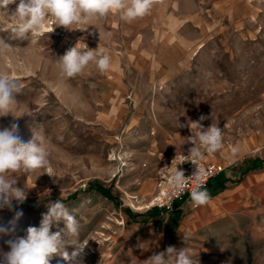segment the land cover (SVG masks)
Listing matches in <instances>:
<instances>
[{"label": "rangeland", "instance_id": "obj_1", "mask_svg": "<svg viewBox=\"0 0 264 264\" xmlns=\"http://www.w3.org/2000/svg\"><path fill=\"white\" fill-rule=\"evenodd\" d=\"M200 1L201 39L173 72L154 55L164 41L155 39L152 10L131 23L110 13L73 25L83 30L50 20L53 32L26 39L16 38L0 15V41L10 46L0 51V73L21 85L13 113L21 117H0V128L18 123L25 141L37 128L49 152L48 167L14 173L27 195L0 209V226L8 229L0 233V252L28 227H39L47 203L62 198L79 222V239L89 240L84 264H143L168 246L191 249L197 264H264V164L242 174L248 161H264V0H250L248 11L235 7L231 18L225 9L207 15L204 8L216 0ZM77 43L81 51L84 44L106 49L110 69L90 64L62 77L58 59ZM201 115L208 117L204 127L223 129L224 148L202 159L225 165L213 189L226 174L220 193L231 192L237 204L212 212L215 195L206 205L190 202L174 212L147 207L160 169L194 147L188 125ZM178 118L185 127H177ZM64 229L61 220L52 231L66 239ZM66 250L73 248L66 244ZM50 264L65 262L54 256Z\"/></svg>", "mask_w": 264, "mask_h": 264}, {"label": "clouds", "instance_id": "obj_2", "mask_svg": "<svg viewBox=\"0 0 264 264\" xmlns=\"http://www.w3.org/2000/svg\"><path fill=\"white\" fill-rule=\"evenodd\" d=\"M155 3L156 0H0V15H5L11 22V31L16 38L26 39L29 35L35 38L53 32L54 28L49 26L50 20L55 21L56 26H64L69 30H83L86 28H73V25L89 24L90 21L110 13H119L122 21L131 23L149 14ZM10 5H15V8L11 9ZM105 35L110 36L111 33ZM84 45L86 50L81 51L77 43L58 59L62 77L73 78L90 64L95 65L100 72L110 69L112 58L106 49L98 47L93 50ZM9 47L7 43L0 41V51L8 50ZM20 91L21 85L15 78L0 73V117L9 114L14 118L21 117L13 114ZM205 119L208 117L201 115L199 120L189 123L192 135L188 137V141L194 147L189 149L187 156L183 155L168 180V187L179 194L188 187L187 180L195 179L196 187L190 192L193 206H203L211 200L209 192L203 186L205 170L197 167L191 178H185L184 171L177 166L186 161L197 166L205 153L211 155L224 148L223 129L218 123L204 127L201 122ZM177 127H185L179 123V118ZM231 151L236 153L238 146H233ZM48 156L45 137L37 134V128L33 129L32 138L27 141L20 135L16 122L0 128V209H11L13 201L23 203L26 200L27 194L18 186L14 173L21 169L31 172L46 168L49 166ZM171 167L166 165L161 168V175ZM46 207L47 212L42 214L39 227L30 226L25 236L7 242L9 251L0 252V264H50L54 256L61 257L65 264H84L85 248L89 240L79 239L78 220L70 213L62 198L55 202L49 201ZM21 215L22 212H17L14 221ZM61 220L65 223L62 231L66 239H62L61 231H52ZM7 232V228L0 226V233ZM66 244L73 248L70 253L66 250ZM131 264L136 262L131 261ZM143 264H197V261L193 259L191 249L177 250L174 246H168L164 251L153 253Z\"/></svg>", "mask_w": 264, "mask_h": 264}, {"label": "crops", "instance_id": "obj_3", "mask_svg": "<svg viewBox=\"0 0 264 264\" xmlns=\"http://www.w3.org/2000/svg\"><path fill=\"white\" fill-rule=\"evenodd\" d=\"M157 6L155 4L152 8L154 21L153 30L155 32V39L164 41V49L158 48L154 55L158 56V64L160 65L161 63L166 62L167 66L170 68L169 71L171 72L172 70H177L179 65L185 64L186 57L190 54L193 47L197 45V41L201 39L203 5L200 0H164L162 3L159 2ZM235 7H243L248 11L250 7V0H216L204 9H206L205 11L207 15H210V13L217 14L219 13V9H221L220 12H224L223 9H225V13L228 14L227 17L231 18ZM187 25H189L192 30H188ZM215 162H217V160ZM260 162L261 164L257 168H262L264 161L260 160ZM223 177L224 178L220 180L218 185L220 183L223 185L221 181L226 180V174H223ZM214 178L211 179L212 182ZM242 185L244 186L245 184L243 183ZM223 188L224 187L220 189L217 186L214 194L210 195L211 197L216 195L211 204L209 203L210 207H212L210 208L212 212L215 210L217 213V211L221 210L220 207L223 205L232 208L237 204V197L230 194L231 192L220 193ZM190 202L191 200L189 199L182 204H176L177 206L168 212H174L182 205ZM157 210L164 213L158 208ZM125 213L127 215L134 216L133 213H129L128 211Z\"/></svg>", "mask_w": 264, "mask_h": 264}, {"label": "built area", "instance_id": "obj_4", "mask_svg": "<svg viewBox=\"0 0 264 264\" xmlns=\"http://www.w3.org/2000/svg\"><path fill=\"white\" fill-rule=\"evenodd\" d=\"M184 155L187 156V154ZM182 158L183 155L179 156L178 159L175 160V163H173L174 166L172 165V167L164 175H161L160 172L155 193L147 207H157L163 212H168L173 210L177 206L176 204H182L183 202L190 199V192L196 187L195 179L187 180L186 184L188 187H186L185 190L179 194L175 193L168 187V180L171 174L175 171L176 165L181 161ZM177 167L179 170L184 171L185 178H191V176L197 170V167L203 168L206 173L203 177L204 187L207 186L212 178L216 177L225 169V165L219 162L205 160L198 161L197 166L191 161H186Z\"/></svg>", "mask_w": 264, "mask_h": 264}, {"label": "trees", "instance_id": "obj_5", "mask_svg": "<svg viewBox=\"0 0 264 264\" xmlns=\"http://www.w3.org/2000/svg\"><path fill=\"white\" fill-rule=\"evenodd\" d=\"M261 164L259 159H252L251 161H248L244 170L242 171V173H246L249 170H252L254 168L259 167ZM214 183L210 180L209 183L207 184V186L205 187L207 189V191L209 192V194H214L215 189H213V185ZM220 189L223 187V185L220 183L219 185H217ZM94 189H96L97 192H99L100 194H102L103 196L114 200L113 195L111 194V192L109 191L108 188L104 187V186H100V185H95Z\"/></svg>", "mask_w": 264, "mask_h": 264}]
</instances>
